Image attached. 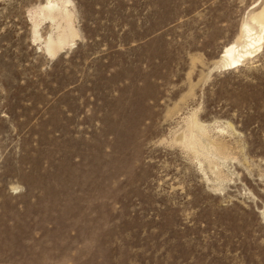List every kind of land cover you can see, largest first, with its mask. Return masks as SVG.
Instances as JSON below:
<instances>
[{"label": "rangeland", "instance_id": "1", "mask_svg": "<svg viewBox=\"0 0 264 264\" xmlns=\"http://www.w3.org/2000/svg\"><path fill=\"white\" fill-rule=\"evenodd\" d=\"M47 1L0 0V264H264V0H50L52 50Z\"/></svg>", "mask_w": 264, "mask_h": 264}, {"label": "bare ground", "instance_id": "2", "mask_svg": "<svg viewBox=\"0 0 264 264\" xmlns=\"http://www.w3.org/2000/svg\"><path fill=\"white\" fill-rule=\"evenodd\" d=\"M62 2H64V0ZM64 3L59 6L57 2H51L49 0L43 7L45 11L43 18L49 19L52 22H56L57 25H59L60 22H63V30L57 35L56 39L46 40L49 41L47 44V48L49 50H52L55 45L57 47L61 46L65 41L66 36L72 33L70 28V13L67 8L63 6ZM64 30L68 32L66 33ZM263 38L264 7L258 13L252 14L248 22L242 24L238 40L226 45L223 48L221 53V66L232 68L236 65H239L245 58L251 56L252 53L260 47V42L263 40Z\"/></svg>", "mask_w": 264, "mask_h": 264}]
</instances>
